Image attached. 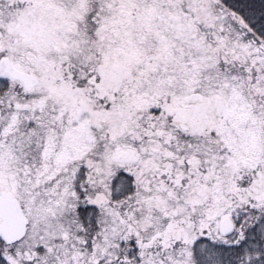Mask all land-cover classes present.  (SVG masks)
Masks as SVG:
<instances>
[{"label":"snow or ice","instance_id":"obj_1","mask_svg":"<svg viewBox=\"0 0 264 264\" xmlns=\"http://www.w3.org/2000/svg\"><path fill=\"white\" fill-rule=\"evenodd\" d=\"M0 264H264V0H0Z\"/></svg>","mask_w":264,"mask_h":264}]
</instances>
